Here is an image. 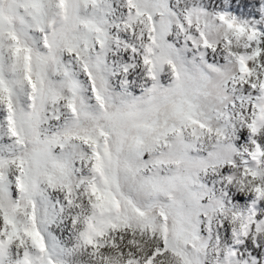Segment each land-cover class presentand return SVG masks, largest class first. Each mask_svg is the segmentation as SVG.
I'll list each match as a JSON object with an SVG mask.
<instances>
[{"label":"snow or ice","instance_id":"snow-or-ice-1","mask_svg":"<svg viewBox=\"0 0 264 264\" xmlns=\"http://www.w3.org/2000/svg\"><path fill=\"white\" fill-rule=\"evenodd\" d=\"M0 264H264V0H0Z\"/></svg>","mask_w":264,"mask_h":264}]
</instances>
